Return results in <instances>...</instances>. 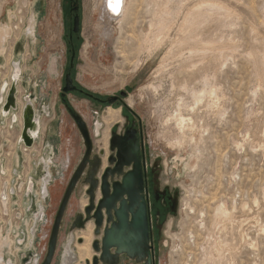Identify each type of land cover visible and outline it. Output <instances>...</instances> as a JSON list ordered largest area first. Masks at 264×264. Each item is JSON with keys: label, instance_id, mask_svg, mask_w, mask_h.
<instances>
[{"label": "rangeland", "instance_id": "374dc122", "mask_svg": "<svg viewBox=\"0 0 264 264\" xmlns=\"http://www.w3.org/2000/svg\"><path fill=\"white\" fill-rule=\"evenodd\" d=\"M78 2L81 25L73 48L74 82L82 90L102 97L127 92L125 102L140 118L148 149L154 156H161L165 179L182 191L178 216L165 227L169 244L161 250L160 264H264V74L253 58L256 54L264 57V0L215 1L228 6L236 15L226 20L216 17L203 30V36L214 44L219 41L222 46H234L235 50H225L226 61L221 64L219 61L203 63L200 58H191L188 50L173 46L187 11L197 2H203L182 0L183 10L169 39L159 50H153L139 69L136 64L148 56L144 37L154 17L153 12L146 9V0L141 1L138 12L126 22L121 34L106 40L96 29L93 0ZM68 15V0H0V25H7L5 30L0 27V37L7 36L0 41V90L4 83L10 82L14 64L20 63L22 76L16 115L21 114L22 120L25 97H30L46 132V138L36 150L24 152L19 142L23 126L18 121L13 123L10 116L0 118V223L4 229L11 223L20 225L22 220L18 213H21L25 221L34 225V215L42 213L37 217L39 227L35 232V244L28 248L27 227L26 223L22 224L26 237L19 238L18 245L24 244L22 250L9 257L12 264L42 263L53 221L85 150L77 125L61 100L71 56L68 34L72 20ZM30 24L31 37L27 34ZM103 44L104 54L101 53ZM172 47L176 51L173 49L166 71L155 75L161 59ZM191 63L199 65L192 69ZM205 73L215 76L221 107H214L207 99L194 114L190 108H184V115L192 116L197 128L187 131L182 148H172L169 144L178 137V131L171 118L182 100L191 105L193 99L189 91L204 88L201 80ZM150 82H154L158 90H144L143 96H139V90ZM185 84L188 90L184 89ZM68 99L86 120L95 152L104 149L101 143L104 133L108 131L110 136L112 126L123 120L122 107L111 104L101 107L76 92L68 94ZM109 108L119 111L120 118L105 124L102 118ZM168 118L171 122L166 125ZM98 123L99 131L96 132ZM48 144L51 147L54 144L56 150L52 152L49 148L51 151H45L44 156L42 151ZM105 152L109 154V145ZM68 155L71 157L69 165L66 163ZM43 158L57 163L51 169L45 168ZM191 161L193 164L189 165ZM49 171L53 173L49 193L46 200L41 201L37 195L42 193L40 181L49 176ZM31 182L35 186L33 192L30 191ZM21 184L22 191L17 189ZM4 191L20 204L11 210L9 199L8 213L2 205ZM81 200L88 201L83 185L70 200L65 218L67 224L78 213H83ZM222 203L229 216L217 211ZM75 234L71 235L64 227L57 253L63 244H70L71 248L79 244ZM96 238L94 235L93 239Z\"/></svg>", "mask_w": 264, "mask_h": 264}, {"label": "bare ground", "instance_id": "6f19581e", "mask_svg": "<svg viewBox=\"0 0 264 264\" xmlns=\"http://www.w3.org/2000/svg\"><path fill=\"white\" fill-rule=\"evenodd\" d=\"M141 1L142 0H93V10H94V14L97 16L96 29L99 32V34L102 37V39L103 40L109 39L114 34H119L120 32H122L123 26L126 24V22L128 20H130L131 18H133V16H135L136 11L138 12V9L140 7ZM202 1L203 2H197L185 14L182 23L179 25L180 34H179L178 37L175 38L176 40L173 42V46L175 45L174 47H176V48H178L180 50H183V51L188 50L189 53H190V57L191 58H193V57L200 58L201 62H203V63H205V62L210 63L211 61H214L216 63V61H219L220 64H221V61L226 59L225 58L226 57V55H225L226 51L225 50H227L229 52V50H232L234 46L232 47V44L231 45H228V44L225 45L226 43L224 44L225 46H222L223 43L221 44V42L218 41L219 44H221V46H219L218 42H216L218 44V46L216 47L215 46L216 43L214 44V41L207 40L203 36V30L205 29V27L208 24L213 22V20L216 17H222L224 19L225 18L228 19L230 17V19H231L232 15H234L232 13L233 10L231 12L229 10L230 8H228V6H225V5H223L222 3H219V2H215L216 0L215 1L202 0ZM145 6H146V9L149 12L150 11L153 12L154 17H153V20L150 23L149 31H148L147 34H145V37H144V42H145V47L144 48H145L146 53H147L148 56L145 57L144 59L141 58L142 60H139V62L136 64V69H139L141 66H143L147 62L148 58L151 56L152 52H154L153 50H155L156 48H158L157 50H159V47L161 45H163V43L167 40V38L169 37V33L171 32V30L176 25L181 13H182V10H183L182 0H146ZM57 10H58V7H57ZM234 16H236V15H234ZM0 27H1V29L5 30L7 25L1 24ZM31 27L32 26L30 24L29 29H28V33H27L30 37H31V35L33 33ZM6 37L5 38H1L0 37V41L5 40ZM117 40H119V38ZM174 47H172L169 50V52H167V54L165 53L166 55L161 59L160 66L158 67L157 71L154 73L155 75H160L161 73L166 71L165 70L166 67H167L166 63L168 64V62H167L168 59L171 58V56H173L172 53L174 54V52H173ZM104 48H105V46L103 44L102 47H101V53L102 54H104ZM233 50H235V49H233ZM216 51L219 54L215 53ZM122 53H124V51ZM232 53H233V51H232ZM135 54H137V53H135ZM180 54L178 53L179 59H181L180 57H182V56H180ZM260 55L261 54H256V55H254L253 58L256 59V62L258 64L259 68H260V71L262 70L261 74H264V57L260 56ZM174 56H176V55H174ZM227 56H228V54H227ZM85 57L88 58L87 55ZM183 62H185V61H183ZM16 64H17V69H16V73H15V75H16L15 78L17 76H20L19 79H21L22 68L20 67V65H18V63H15V65ZM191 64L192 65H191L190 68H192V69L196 68V66L199 65V64L196 65L194 63H191ZM179 65H181V64L179 63ZM169 68H171V66ZM14 72H15V67L13 66L12 73H11V79H10V82H9L10 84L8 86H10L12 84V76H13ZM153 78H155V77H153ZM18 81L20 83V80H18ZM201 81H202V85L204 87L203 89H201V90L192 89L191 91H189L190 95H191V97L193 99V102L191 103V105H186L185 101L180 98V100H182V102L178 103L177 111L172 116L173 118H171V119L174 120L175 126L177 127V131H178V137L175 138L174 142H170V144H169V146L172 147V148L173 147L182 148L181 146H183V144L186 143L185 140H186L187 131L188 130L194 131L195 128H197V124L194 121L193 117L192 116L188 117V116L184 115V113H183L184 108H186V107L190 108L191 113L194 114L196 109L200 105L202 106L203 105L202 103L205 100H207V99H210L213 102L212 104H213L214 107H218V108L221 107V106L219 107V105H218V101H220V95H219V89L220 88H218L217 84H215V76H214V74L210 75L208 73H205L202 76V80ZM19 83L17 85V88H19ZM153 83L150 82L149 85H146L143 88H141V90H139L140 92L139 93L137 92L139 94V96H141V97L143 96V93H144L143 91L144 90L157 91L158 87H156ZM5 84L6 83H4L2 85L1 90H3L6 87ZM184 89L188 90V85L185 84L184 85ZM1 90H0V92H1ZM136 97H137V95H136ZM138 99H139V97H138ZM36 111L39 114V111L37 109H36ZM106 114L107 115L104 116V118H102L103 122H105V124H109L110 122H113V121L118 120L120 118L119 117V115H120L119 111L112 110L111 108H109L107 110ZM17 116H18L19 124H21L23 126V123H22L23 121L21 120V117H20L21 114H19ZM169 118H168V120L165 119V124L166 125H169V123L171 122V119H169ZM155 122H157V120ZM41 124H40V127H42ZM98 131H99V123L97 124V127H96V132H98ZM37 132H38V126L36 127V129H33V134L36 135ZM103 137H104V139H103V142H101V143H103V145H104L103 147H104V149L106 151L108 149V145L110 146L111 134L109 136V132L106 131L104 133ZM188 138H190V136ZM193 138L194 137L192 136V139ZM100 141H102V140H100ZM20 147H21V149L24 152H29V151L32 150L31 148H26L25 145H22ZM43 155L45 156L44 153H43ZM46 159L45 160H44V158L42 159V162L45 164V168H47V166H48V169H51L52 165L55 166L56 163H57V161L56 162H50L49 159L48 160H46ZM17 160L19 162V158ZM66 163L68 165L71 163L70 155H68V157L66 158ZM191 164H193V161H191L189 163V165H191ZM37 166H38V163H37ZM50 171L48 172L49 176L46 177L45 180L40 181L42 193H41V196L39 195L40 193H37V195L41 198V201L46 200V197L48 196V193H49L48 186L50 184V176H51V174H53ZM22 187H23V185L21 184L20 188H17V189L22 191ZM34 188H35L34 183L31 182L30 191H32V192L35 191ZM1 199H2V205L5 208V212L6 213H8L7 204L9 202V199L11 200V203H12L11 210L14 209V208H18L20 206L19 202L15 201V199H12L9 196V194L6 193V191L1 193ZM81 201L80 202L82 203L81 204L82 205V210H84L83 208H85L87 206L88 201L87 200H84V201L81 200ZM217 211L219 213H221L222 215H224V216H229V211H228V209H227V207H226V205L224 203H222V204H220L218 206ZM41 214H42L41 212H38L37 216H35L36 214L34 215L33 218L36 219V222L34 221L35 224L32 225L31 221H29V220L25 221L23 219L22 214L18 213L19 218L22 220V224L26 223V227H27L26 230H27V233H28V240H29L28 244L26 245L27 248L29 246L31 247L32 245L35 244V239H36L35 238V236H36L35 232H36V228L39 227V223L37 222V220H38L37 217H40ZM22 224L14 225L13 223H11L10 225L6 226L7 228L4 229L3 226H2V223H0V264H12V262H10L11 260H10L9 257L13 253H19L22 250V248H23L22 246L24 244L22 246L18 245L19 242H20L19 238H21V236L26 237V232L24 230L25 225H22ZM33 226H35V227L33 229H31V227H33ZM94 229H95L94 223H89L85 230L77 231L78 232L77 234L74 233L75 236L77 237V240L80 239V238L83 240L82 244H77L76 245V250L75 251H77V256H78V259H79V262L77 264H84L85 260H91L92 257H93L92 244L94 242V239H93ZM66 248L67 249L65 250V252L64 253L62 252V253H63V255H65V264H68V262L71 260V257H72V254H73V250L70 247L68 248L67 246H66Z\"/></svg>", "mask_w": 264, "mask_h": 264}, {"label": "water", "instance_id": "95a60500", "mask_svg": "<svg viewBox=\"0 0 264 264\" xmlns=\"http://www.w3.org/2000/svg\"><path fill=\"white\" fill-rule=\"evenodd\" d=\"M72 31L78 33L80 31V17L75 16L72 24ZM74 52L72 62L74 60ZM20 65V63H18ZM15 72L12 76V84L6 82V87L0 92V118L11 117V121L17 122L18 116L16 111L19 109L17 85L20 76L15 78L17 64L15 65ZM22 76V72H21ZM77 89L74 85V80L71 74L65 76V93L73 92ZM126 94L125 92L121 93ZM108 103H113L114 99L109 97L106 100ZM71 117L75 121L77 128L83 138L86 147V154L81 160L78 167L74 170L66 191L62 198L60 207L55 216L51 233L49 236L47 252L41 264H52L56 256L59 237L62 229L65 226V218L69 207L70 200L76 189L80 186H86V195L88 197V204L84 208L83 213H78L69 227V233L74 235L75 231L85 230L89 223H94V235L97 237L100 234V228L104 223V217H107V228L105 230V237L103 240L104 248L102 254V261L106 264H113L117 262L119 255L126 254L131 258L136 257L135 247L138 241L148 239V229L146 222V211L141 192V180L135 165L134 170L129 173H123V166L129 164L125 159L129 155L133 156L138 150L136 146L133 150L129 148V141L135 139V136L126 134L123 138L125 140L124 148L120 144H115L116 132L111 133L110 151L114 152L118 149V169H106L100 174L101 161L98 156L91 158L94 151L93 144L88 128V124L84 117L78 113L72 105L66 107ZM23 129L20 136V144L26 148H32L40 134L41 118L39 117L34 102L30 97H25V104L22 108ZM38 126V132L33 134V129ZM110 164H113V158L110 157ZM88 167V170L86 171ZM123 175L122 181H115V176ZM74 238V237H73ZM78 243L82 244L83 240L78 239ZM70 247V244L67 245ZM117 248L116 254H111L110 248ZM71 248V247H70ZM94 253L100 252L99 242L96 240L92 244ZM67 248H65L66 250ZM71 260L68 264H74L77 261L75 249ZM62 264H65V255L62 258ZM86 264H90L87 261ZM92 264H98V257H94Z\"/></svg>", "mask_w": 264, "mask_h": 264}, {"label": "flooded vegetation", "instance_id": "af4514ba", "mask_svg": "<svg viewBox=\"0 0 264 264\" xmlns=\"http://www.w3.org/2000/svg\"><path fill=\"white\" fill-rule=\"evenodd\" d=\"M68 7H69L68 17L69 19L72 20L71 25H69L70 31L68 34V45L70 47L71 56L69 59L68 70L65 73V75L71 74L72 76L74 69L73 67L74 62H72L74 40H76V38L78 39V35H79V32L74 33L72 31V24L75 16L76 15L80 16L79 15L80 5L78 0H68ZM74 85L77 87L75 91L69 93H65L63 91L61 94V100L66 107L71 105L68 99V94L70 93L73 94L74 92L78 94H84L87 98L99 104L101 107H104L106 104L115 105L116 107L121 106L122 107L121 114L123 120H119L120 122L115 123L110 130L111 133L113 131L117 133L115 138V144H120L122 148H124L125 140L123 138L126 136L127 133H129V135L135 136V139H132L131 141L128 142L131 151L133 152L134 148L138 146V150L136 154L134 156L133 154L129 155V157L125 159L127 162H129V164H125L123 166V173L127 174L134 170L135 165L137 166V171L140 180L142 182L141 187L139 186V188H141V192L143 194L142 201L144 202L145 205L148 239L145 241L144 239L138 241L137 246L135 247L136 257L134 259L127 256L126 254H121L118 257L117 262L115 261L113 264H160L161 250L163 248H167L169 244L168 236L165 232V227L172 218L178 216L182 202V191L179 186L173 185L168 180L165 179L164 165L161 156H154L151 153V151L148 149V145L146 144L144 138L143 125L140 122V118L130 106H127L125 102V98L128 95L127 92H125L126 94L122 95L121 94L122 91H121L120 94L110 96L114 99V102L108 103L106 100L109 97H102L96 94L86 92L82 90L75 82ZM93 149H94V145H93ZM86 150L87 149L85 147L81 160L84 158V155L86 154ZM109 151H110V146H109ZM94 156H98V158L101 161L100 169H99L100 174H102V172L106 169H114V170L118 169L117 166L119 161L118 149H116L114 152L110 151L108 155H106V152L103 148H100L98 152H95L94 149L91 158H93ZM110 157L113 158V164H110L109 162ZM104 158L107 159V164L105 167H104ZM87 170L88 167L86 171ZM122 178L123 175H120L119 177L116 175L115 181L121 182ZM74 219L71 222H68V224L65 223L68 233H69V227L71 223L74 221ZM107 226H108L107 217H104V223L100 228V234L94 240V241L97 240L99 242L100 252L98 254L94 253L92 259L85 260V263L87 261H90V264H92L94 257H98V264H105L102 261V254L104 248L103 240L105 237V230ZM66 244H63L62 248L60 249V252L56 253L54 260L58 261V264L62 263V258H63L62 252L63 253L65 252ZM59 245H60V237H59ZM62 249H64V251H62ZM74 249L76 250V247ZM110 252L113 255L116 254L117 248L115 247L110 248ZM75 254L77 255V251H75ZM77 260L78 261L74 262L75 264L79 262L78 256H77Z\"/></svg>", "mask_w": 264, "mask_h": 264}, {"label": "crops", "instance_id": "0c3cea01", "mask_svg": "<svg viewBox=\"0 0 264 264\" xmlns=\"http://www.w3.org/2000/svg\"><path fill=\"white\" fill-rule=\"evenodd\" d=\"M33 102H34V101H33ZM41 123H42V120H41ZM41 125H42V127H41V130H40V134H39L38 138L36 139V142H35L34 146L31 148V149H32L31 151L36 150V146L41 144L43 138H46V132L44 133V127H43V124H41ZM48 126H49V125L46 126L45 131H46V129L48 128ZM44 142H45V140H44ZM49 148L52 149V152H53V151L55 152V150H56V147L54 146V144L52 145V147L50 146V144H48L47 147H46V149L43 150L42 152L45 153V151H51V150H49ZM47 149H48V150H47ZM31 151H30V152H31ZM76 232H77V231H76ZM61 248H62V246H61ZM56 263H57V261L55 262V264H56ZM52 264H54V263H52Z\"/></svg>", "mask_w": 264, "mask_h": 264}, {"label": "built area", "instance_id": "2783aa9c", "mask_svg": "<svg viewBox=\"0 0 264 264\" xmlns=\"http://www.w3.org/2000/svg\"><path fill=\"white\" fill-rule=\"evenodd\" d=\"M23 129V128H22ZM23 145V144H22Z\"/></svg>", "mask_w": 264, "mask_h": 264}, {"label": "snow or ice", "instance_id": "6c2138e0", "mask_svg": "<svg viewBox=\"0 0 264 264\" xmlns=\"http://www.w3.org/2000/svg\"><path fill=\"white\" fill-rule=\"evenodd\" d=\"M115 10V9H114Z\"/></svg>", "mask_w": 264, "mask_h": 264}]
</instances>
